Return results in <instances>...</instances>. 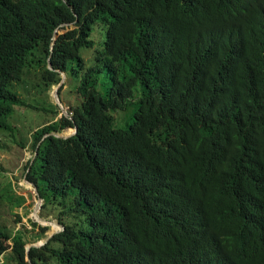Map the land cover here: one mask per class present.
I'll use <instances>...</instances> for the list:
<instances>
[{"label": "trees", "instance_id": "16d2710c", "mask_svg": "<svg viewBox=\"0 0 264 264\" xmlns=\"http://www.w3.org/2000/svg\"><path fill=\"white\" fill-rule=\"evenodd\" d=\"M61 72L27 180L64 230L0 225V264H264V0H0V131Z\"/></svg>", "mask_w": 264, "mask_h": 264}, {"label": "rangeland", "instance_id": "374dc122", "mask_svg": "<svg viewBox=\"0 0 264 264\" xmlns=\"http://www.w3.org/2000/svg\"><path fill=\"white\" fill-rule=\"evenodd\" d=\"M61 33H64V31H60V34ZM38 76V74L32 73L30 76L25 77V79L30 80V83L26 82L25 84L17 85L16 89L27 104L30 103L29 105L35 107L40 106L47 112L40 111L39 109L18 106L15 108L16 111L13 118L10 120L11 125L16 129L11 131V133L6 130L0 131V225L5 226L12 231H25L24 236L29 243L27 247L31 245H39L42 242H45L52 233L61 230L60 227H56V230L51 232V227L47 226L50 228L46 233L47 238L38 240L37 237L41 234L40 229L32 227L31 222L37 223L39 226L42 225L38 222H33L32 220L38 196L35 190V187L37 186L27 180L28 171H30L29 163L31 162L32 164V161L34 162L33 158L35 151L30 140L32 135H34V133L46 122H48L46 124H49L52 119L55 118V120H59L64 116L62 114L63 110L61 109V106L70 116V109L73 105V103H70V101H73V97H69L68 94L63 93L62 87L59 89L58 98L55 93L58 85L52 87L48 91L42 86L39 87L37 81ZM67 82L66 77L64 85H66ZM108 86V78L105 72H103L99 76L96 88L98 91L104 93ZM53 106H55L56 112H54V114L52 113ZM136 107L137 105L134 102H131L127 104L125 109L120 110V115L117 120H115L114 126L118 128L127 127L128 123L134 118ZM56 114L57 116L55 117ZM16 130H18L16 137L19 142H22V140L26 138V141L22 145L18 143L14 137ZM69 130H73L74 132V128L70 127L69 129L56 134L68 136L72 134ZM56 134L53 135L55 136ZM50 135L52 134L46 135V137ZM42 211L43 209L41 208L39 212L40 216ZM40 218L59 223L58 220L56 218L53 219V217ZM28 254L27 258L30 260ZM6 255H9V253H6Z\"/></svg>", "mask_w": 264, "mask_h": 264}, {"label": "water", "instance_id": "95a60500", "mask_svg": "<svg viewBox=\"0 0 264 264\" xmlns=\"http://www.w3.org/2000/svg\"><path fill=\"white\" fill-rule=\"evenodd\" d=\"M62 26H64V25H62ZM56 38H57V31H56V33H55V35H54L53 40H56ZM53 45H54V43L52 44V46H53ZM49 69H50V70H53V66H52V64H51L50 61H49ZM61 75H62V80H61V82L59 83L57 90L55 91L57 98H58V96H59V89L64 85V81H65V79H66V75H65V73H62V72H61ZM61 109L63 110V111H62V114H63L64 116H69L68 112H67L66 110H64L62 106H61ZM76 133H77V127L74 128V132H73L71 135H68V136H61V135L56 134L55 136L58 137V138L67 139V138H69V137L75 135ZM32 163H33V161H32ZM27 182H29V181H27ZM29 183H30V182H29ZM35 190H36V193H37V196H38V203L36 204V207H35V209H34V214H36L37 211L40 212L42 206H43L44 203H45L44 199H42V198L39 196V192H38V188H37V187H35ZM41 203H42V205H40ZM32 220H33V222H38V223H39L40 225H42L43 227H44V226L47 227V226H48L47 224L49 223V222H46V221L39 222V221H37L34 217H32ZM40 220H42V218H40ZM52 222H53V221H52ZM53 223H54V225H55L56 227H60V228H61V230L58 231V232H61V231L64 230V227H63L61 224H59V223H55V222H53ZM58 232L52 233V234H51V235L45 240V242H42V243L39 244V245H31V246L27 247V254H28L29 250H30L31 248H33V247H42V246H44V245L49 241V239H51V238H52L56 233H58Z\"/></svg>", "mask_w": 264, "mask_h": 264}, {"label": "bare ground", "instance_id": "6f19581e", "mask_svg": "<svg viewBox=\"0 0 264 264\" xmlns=\"http://www.w3.org/2000/svg\"><path fill=\"white\" fill-rule=\"evenodd\" d=\"M70 132V131H69ZM73 133V132H72ZM37 203H38V201H37ZM36 203V204H37ZM40 205H42V203L40 204ZM38 212V211H37ZM37 214V213H36ZM36 214H34V212H33V216L32 217H34L35 219H36ZM37 220V219H36ZM38 221V220H37ZM39 222H42V221H39ZM46 222H49L47 225L48 226H53L54 225V223L52 222V221H46Z\"/></svg>", "mask_w": 264, "mask_h": 264}]
</instances>
